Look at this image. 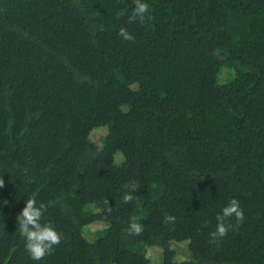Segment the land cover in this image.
Here are the masks:
<instances>
[{
	"label": "trees",
	"instance_id": "trees-1",
	"mask_svg": "<svg viewBox=\"0 0 264 264\" xmlns=\"http://www.w3.org/2000/svg\"><path fill=\"white\" fill-rule=\"evenodd\" d=\"M142 2L0 0V264H264V0ZM29 198L62 234L41 261Z\"/></svg>",
	"mask_w": 264,
	"mask_h": 264
},
{
	"label": "clouds",
	"instance_id": "clouds-1",
	"mask_svg": "<svg viewBox=\"0 0 264 264\" xmlns=\"http://www.w3.org/2000/svg\"><path fill=\"white\" fill-rule=\"evenodd\" d=\"M135 8L132 14L128 17V23L132 24L139 20L144 22L145 16L148 13L149 5L142 0H134ZM118 35L123 38L124 41L134 42L135 37L131 35L124 27L119 29ZM5 186L4 180L0 179V188ZM128 191L122 197L124 204H130L138 200V197L133 195L139 191V182L131 181L124 185ZM105 206L110 212L109 202L105 200ZM47 211V205L43 202L37 205V201L29 198L26 200L25 207L21 213L17 216L19 224V231L22 238H25V249L30 254L34 261H41L43 258L50 254L54 247L59 246L62 240V234H60L55 228L48 224H41V220L44 212ZM235 217L237 224L244 222V210L240 207L239 202L236 199H232L226 207L222 209V213L216 217L217 226L216 230L210 233L211 241L215 242L219 238L225 237L229 230L230 225L226 223L229 218ZM175 217L167 215L164 218V223H174ZM129 235L139 236L144 231V226L139 223L135 218L129 224L126 230Z\"/></svg>",
	"mask_w": 264,
	"mask_h": 264
}]
</instances>
